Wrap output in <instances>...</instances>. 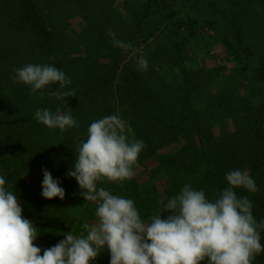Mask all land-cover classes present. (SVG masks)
I'll list each match as a JSON object with an SVG mask.
<instances>
[{
    "label": "rangeland",
    "instance_id": "obj_1",
    "mask_svg": "<svg viewBox=\"0 0 264 264\" xmlns=\"http://www.w3.org/2000/svg\"><path fill=\"white\" fill-rule=\"evenodd\" d=\"M9 1L0 0V15L6 16L0 24L3 134L28 132L36 110L49 105L53 112L60 107L71 114L78 124L65 132L48 128L58 135L42 141L33 137L34 146L26 153L8 156L13 159L8 167L0 164V175L17 195L24 218L37 228V223L45 224L41 232L46 240L41 244L37 237L35 246L50 248L65 233L79 235L83 223L94 222L85 219L95 216L96 205L86 202L77 181L66 175L74 170L75 152L66 153L63 146L70 137L75 145L86 140L88 126L97 119L118 115L129 139L146 144L130 180L98 185L132 199L145 220L159 212L162 196H174L185 183L200 190L197 175L219 167L233 156L231 149L236 156L230 168L235 169L253 158L250 151L241 153L254 142L264 154V86L250 73L264 57V0H22L54 36L45 44L18 30L19 0ZM109 30L130 47H114ZM142 60L147 67L141 70ZM27 64L62 70L72 81L63 91L75 89L76 96L58 100L49 95L58 83L44 89L43 96L14 83V70ZM33 129L39 131L37 124ZM21 156L26 166H21ZM45 169L60 181L63 200L42 197ZM204 192L210 201L216 199V191ZM170 214L162 212L161 218ZM90 264H110V253L105 248Z\"/></svg>",
    "mask_w": 264,
    "mask_h": 264
},
{
    "label": "clouds",
    "instance_id": "obj_2",
    "mask_svg": "<svg viewBox=\"0 0 264 264\" xmlns=\"http://www.w3.org/2000/svg\"><path fill=\"white\" fill-rule=\"evenodd\" d=\"M107 35L114 47H130L116 39L111 30ZM146 67V60L138 64L141 70ZM14 72L13 82L30 86L31 93L39 91L43 96L44 89L58 83L59 89L49 95L58 100L76 96L75 89L63 91L72 81L55 66L27 64ZM34 119L61 132L78 127L72 115L63 113L60 107L55 112L38 109ZM125 129L118 115L97 119L88 126L86 140L79 141L75 148L74 170L66 175L77 181L79 195L96 205L95 220L83 223L79 235L65 233V238L50 248L42 250L34 245L38 228L24 218L17 195L0 175V264H90L105 248L110 264H201L205 259L208 264H253L264 252V220L257 222L253 203L248 196L238 197L235 191H259L248 170L227 172V187L211 201L203 190L185 183L174 196H162L157 201L159 212L145 220L132 199L98 186L134 176V166L146 144L129 139ZM59 184L43 170L42 197L63 200L66 193ZM162 212L171 214L162 219Z\"/></svg>",
    "mask_w": 264,
    "mask_h": 264
},
{
    "label": "trees",
    "instance_id": "obj_3",
    "mask_svg": "<svg viewBox=\"0 0 264 264\" xmlns=\"http://www.w3.org/2000/svg\"><path fill=\"white\" fill-rule=\"evenodd\" d=\"M8 2H10V1L8 0ZM19 10H20V12H19L20 14L18 15V25L21 26L22 28L21 29L18 28V30H21L24 33H26V31H27L28 34L30 36H32L33 38H35L37 40H42L43 44H45L48 40L53 39L54 36L52 35V33H50V31L47 29L45 24L41 20H39L29 10V7L22 0H19ZM1 15H0V24L2 23V21L5 23V19H6L5 14H1ZM6 30H8V28H6ZM0 35H2V34H0ZM236 36L240 37V33H237ZM42 47L44 50H46V48H45L46 46H42ZM0 55L3 56L5 54H3V52L1 51ZM250 73L252 75V80H254L255 82L260 83L264 86V57L262 55L259 56L257 65L255 67L251 68ZM25 89H27V88H25ZM15 90H17V87H15ZM20 90H24V88H22ZM2 97L4 99V96H2ZM1 103H2V101L0 100V105H1ZM48 109L53 112V106L52 105H49ZM5 114H6V112L5 113L2 112L1 115L4 116ZM187 122L189 124L186 127L192 128V123L190 121H187ZM3 123H4V120H2V118L0 117V125ZM35 124H37V129L39 131H33ZM43 126H44L43 124L35 121L33 123L32 127H29V128L27 127L28 132L23 131V130H21V131L18 130L16 132H14L13 134H10V133L3 134V131L0 128V164L3 161L5 167H8V164L10 162L12 164V162H13V159H9L10 157H8V156H10V155L13 156L16 154L18 155L17 152H19V150H20L21 154H22V152L26 153L29 148H32L34 146V144L31 140V138L37 137L35 140H38V138H39L40 141H42V140H44V138H42V137H55L56 135H58V133L50 134L48 132V128L46 126L45 127H43ZM30 129H33V130H30ZM45 132L49 133V134H46ZM68 136H70V135H68ZM70 139H72V138L71 137L68 138V140H66V143H64V146H63L66 153H69V154L72 152H75V148L77 146L74 144L75 141L71 142ZM252 145H253V147L247 148L241 154H246L247 151H250L253 153V158L248 159L245 166H249V168L247 170H248L251 178L254 179L257 187L259 188V191L256 193H252L251 195H248V198L253 203V209H252L253 215L257 214L264 220V156H263L264 154H263L262 147L260 146L261 145L260 143L258 144V143L254 142V144H252ZM38 147L41 148V146H38ZM231 150H232L233 156L225 159L226 161L223 160L221 165L219 164L220 165L219 167H217L215 165L213 167V169H211V170H207L204 168L202 170V172L197 175V178H196L197 182L196 183L199 184L200 190L204 191L205 188L206 189H212L213 192L216 191V194H214L213 196L217 198L218 193L220 191H222L223 188L227 187V182L225 180V174L231 170H235V167L230 168L231 166H234L232 163H234L233 159L236 156L235 149H231ZM201 154L204 155L203 153H201ZM4 155H6V156H4ZM257 157H259L258 160H257ZM21 158H22V162H24V160H25L24 157L21 156ZM260 158L262 159L261 163H260ZM66 159L67 158H65V160ZM32 160H34V159H32ZM253 160H254V162L252 163ZM21 166H26V163L25 162L22 163ZM197 166L199 168L198 162H197ZM245 166H243L242 168H241V166H236V167H238L241 170H244ZM1 167H2V165H1ZM5 169H7V168H5ZM219 180L220 181L224 180V181L220 183ZM190 184H193V183H190ZM171 185H173V184H171ZM218 185H220V186H218ZM235 191H236V194L238 197L239 196H245V194H247V191L244 189H236ZM174 192H175V189H173L172 194H174ZM87 219H89L90 221H94L95 216L91 215L88 218H86L85 220H87ZM92 219H94V220H92ZM44 225L45 224L43 222L37 223V226L39 227L38 228V234H39L38 239H39V241H42L41 244H43V241L46 240V239L44 240V238H43L44 233L41 232V231H43L42 227ZM53 235H56V232L53 231ZM261 244L264 245V241H263V243L261 242ZM260 256L261 257L257 261L254 260L253 264H264V252H261ZM201 264H208L207 259H205L204 261H201Z\"/></svg>",
    "mask_w": 264,
    "mask_h": 264
}]
</instances>
